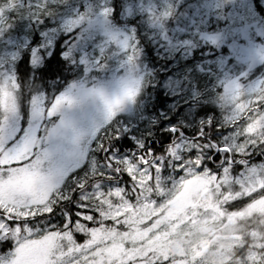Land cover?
<instances>
[{"label":"rangeland","instance_id":"rangeland-1","mask_svg":"<svg viewBox=\"0 0 264 264\" xmlns=\"http://www.w3.org/2000/svg\"><path fill=\"white\" fill-rule=\"evenodd\" d=\"M122 1L118 18L139 24L155 67L134 66L136 27L111 19L114 0H0V209L29 220L67 208L46 227L0 219V264H155L175 256H185L177 264H215L213 246L219 252L234 243L226 225L264 217V165L242 161L264 143V52L258 46V56L242 53L264 45V0ZM35 31L44 48L56 32H74L71 51L101 75L71 84L48 107L35 95L21 131L7 63L32 44ZM237 37L234 49L222 51ZM199 43L246 71L220 93L215 78L195 79L190 51ZM159 73L167 74L162 96L172 98L159 111L175 120L166 130L178 142L168 159L173 180L156 199L151 187L161 189L160 161L110 154L109 163L130 178L117 176L125 183L119 185L101 177L109 174L99 147L120 134L144 147L149 86ZM121 219L132 226L123 234L90 226ZM75 233L89 237L78 241ZM3 241H11L10 251L1 250Z\"/></svg>","mask_w":264,"mask_h":264},{"label":"trees","instance_id":"trees-1","mask_svg":"<svg viewBox=\"0 0 264 264\" xmlns=\"http://www.w3.org/2000/svg\"><path fill=\"white\" fill-rule=\"evenodd\" d=\"M113 15L111 17L119 25L123 24L118 18L120 16L124 2L122 0H114ZM136 27L135 36L138 41L137 47L140 49L133 54L134 66L139 67L144 63H149L155 67L159 61L150 53L149 46L145 42L146 34H142L139 30V24L130 22ZM147 27V26H146ZM76 41L74 32H56L52 38L51 44L44 48L41 47V38L39 32L35 31L32 36V44L25 48L18 49V55L13 61L7 63L13 72V77L16 83V95L19 110L22 115L21 131L26 124L28 115V106L31 99L35 95H42L45 106L48 107L51 101L60 94L65 88L77 82H92L101 75L97 66L90 64L80 51H71L73 44ZM33 47H37L33 50ZM208 46L203 47L201 43L195 44L190 51L191 63L195 65L193 75L195 79L200 76H210L215 78L216 85L220 91L222 85L237 76L243 71L238 69L234 71L235 61H227L221 51L208 52ZM17 52V51H16ZM108 52H112L108 48ZM231 73L230 75H227ZM214 74V75H213ZM167 74L159 73L154 84L149 86V93L152 96L149 112L151 113L152 122L149 126V132L146 134L143 148L137 149L135 144L125 134H120L118 137H113L111 140H105L104 144L99 147L101 154L105 153L106 158H102L101 162L107 167L109 177L101 176L107 182H120L119 185H125L118 179L117 176L124 177V180H129L122 165L115 163L114 166L109 163V155H127L137 159V155L148 157L152 161L161 162V167L157 175H159L158 184L161 189L154 186L151 187V193L154 198L159 199L170 186L173 178L168 172V159L174 145L178 142V136L174 131H167V128H173L175 120H163L159 109L162 108L165 102H171L172 98L162 96L160 88L161 82ZM216 76V77H214ZM166 127V128H165ZM227 155L226 152H224ZM242 160L246 165L257 166L264 165V143L259 145L255 152ZM235 172V169L233 170ZM262 175V174H261ZM263 176V175H262ZM97 179V178H96ZM118 185V186H119ZM237 189L236 191H238ZM235 192V190H232ZM64 204V206H66ZM56 206L51 212L25 220L17 218L15 220L12 214L7 213L4 209H0V219L6 220L8 223L17 222L23 226L26 222L32 221L39 227H46L58 218L59 212L67 211V208L60 209ZM101 225L102 229L111 230L112 233L123 234L131 230V225L127 226L123 219L118 224L113 221H102L101 224L90 223V226ZM220 223H216L214 227H219ZM222 225V222H221ZM226 224L222 225V229ZM234 231V243L229 247L221 248L218 252V246L215 245L211 249V257L215 264H264V217L260 214L237 219L234 223L226 225ZM78 241L89 237V234L75 233ZM1 243V250H9L10 243ZM10 251V250H9ZM185 261V256H175L161 258L155 264H177L180 261ZM129 264V263H122ZM153 264V263H147Z\"/></svg>","mask_w":264,"mask_h":264},{"label":"snow or ice","instance_id":"snow-or-ice-1","mask_svg":"<svg viewBox=\"0 0 264 264\" xmlns=\"http://www.w3.org/2000/svg\"><path fill=\"white\" fill-rule=\"evenodd\" d=\"M238 39L239 38L237 37L233 41H229L227 47H224L222 49V51L227 52L230 48L234 49L236 47V42L235 41L238 40ZM240 43L242 44V41H240Z\"/></svg>","mask_w":264,"mask_h":264},{"label":"flooded vegetation","instance_id":"flooded-vegetation-1","mask_svg":"<svg viewBox=\"0 0 264 264\" xmlns=\"http://www.w3.org/2000/svg\"><path fill=\"white\" fill-rule=\"evenodd\" d=\"M254 45H256V43ZM256 55L258 56V54H256Z\"/></svg>","mask_w":264,"mask_h":264}]
</instances>
